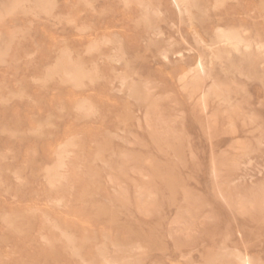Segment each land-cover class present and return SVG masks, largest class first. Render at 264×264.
<instances>
[{"label": "rangeland", "instance_id": "rangeland-1", "mask_svg": "<svg viewBox=\"0 0 264 264\" xmlns=\"http://www.w3.org/2000/svg\"><path fill=\"white\" fill-rule=\"evenodd\" d=\"M263 62L264 0H0V264H264Z\"/></svg>", "mask_w": 264, "mask_h": 264}, {"label": "bare ground", "instance_id": "bare-ground-1", "mask_svg": "<svg viewBox=\"0 0 264 264\" xmlns=\"http://www.w3.org/2000/svg\"><path fill=\"white\" fill-rule=\"evenodd\" d=\"M174 1V4L176 5V7H177V9H182L183 7H185V8H187L191 3H192V1H194V0H173ZM171 4H173V3H171ZM205 8V7H204ZM77 10V9H76ZM145 12V11H144ZM180 12H182V11H180ZM204 13V12H203ZM214 14V13H213ZM156 15V14H155ZM182 15H184L183 13H182ZM228 16V15H227ZM230 16V15H229ZM184 17H185V15H184ZM208 18H209V16H208ZM212 18V17H211ZM223 18V17H222ZM221 18V19H222ZM196 19V18H195ZM209 20V19H208ZM212 20V19H211ZM196 21V20H195ZM218 23H219V21H218ZM191 25V24H190ZM201 26V25H200ZM234 27V26H233ZM158 28V27H157ZM237 28V27H236ZM239 28V27H238ZM216 30H217V28H216ZM168 32V31H167ZM214 33H215V31H214ZM213 33V34H214ZM216 34V33H215ZM250 35V34H249ZM249 35H247V36H249ZM255 35V34H254ZM23 36V35H22ZM213 36V35H212ZM246 36V37H247ZM21 37V36H20ZM182 37V36H181ZM217 37H218V41L219 42H222V43H225V44H227V45H230V46H232V47H234L235 49H239L242 45H244L246 48H250L251 47V42L250 41H248V40H246L245 39V37H243V35L241 34V32L239 31V29L238 30H236V29H231V28H228V29H223V28H218V30H217ZM255 38V37H254ZM216 39V38H215ZM260 39V38H259ZM184 40V39H183ZM210 40H211V37H210ZM250 40H251V38H250ZM262 40V39H261ZM107 42V41H106ZM109 42V41H108ZM107 42V43H108ZM186 42V41H185ZM260 42V41H259ZM177 43V42H176ZM216 43H217V40H216ZM215 43V44H216ZM254 44H255V42H254ZM210 45V44H209ZM213 45V44H212ZM256 45V44H255ZM211 47V46H210ZM244 47V48H245ZM218 48H220V46L218 47ZM223 50V48H220L219 50ZM229 49V48H228ZM217 50V49H216ZM218 50V51H219ZM255 52H257V49L255 48ZM192 51V50H191ZM211 51V50H210ZM224 51V50H223ZM212 52V51H211ZM229 52H231V50L229 51ZM233 52V51H232ZM247 52V51H246ZM254 52V53H255ZM182 53V52H181ZM226 53V52H225ZM227 53H228V51H227ZM226 53V55H227V60H229V59H231V58H229L230 56H228L229 54H227ZM217 54V53H216ZM222 54V53H221ZM236 55H237V53H235ZM259 54V53H258ZM215 55V54H214ZM217 56V55H216ZM219 56L221 57V55H218L217 56V59L219 58ZM233 56H234V54H233ZM248 56H250V55H248ZM72 57V56H71ZM199 57V56H198ZM240 57V56H239ZM244 57V56H243ZM122 58V57H121ZM125 58H127V57H125ZM209 58H210V56H209ZM215 58V57H214ZM213 58V59H214ZM245 58V57H244ZM243 58V59H244ZM128 59V58H127ZM216 59V58H215ZM214 59V60H215ZM220 59V58H219ZM218 59V61H222V60H219ZM243 59H241V60H243ZM232 60V59H231ZM112 61V60H111ZM217 61V60H216ZM230 61V60H229ZM238 61V60H237ZM205 60L203 61L202 59H200L199 61H198V63H197V65H196V69H191L190 71H192L193 72V75H192V81H191V88H193V92H194V94L195 93H198V92H201V97H200V101H199V104H201L204 108H207L208 107V98L210 97V96H216V97H220V98H223V99H227V97L229 96V86H228V84H224V83H222V82H220V81H216V80H214V81H212L213 83H212V85L211 86H209L207 89H206V87H205V84H204V81H205V79L206 78H209L210 76H211V73H210V71L208 70V68L205 66V64L207 63V62H205ZM228 62V61H227ZM232 62V61H231ZM246 62V61H245ZM220 63V62H219ZM223 63V62H222ZM225 63V62H224ZM68 64V63H67ZM73 64V63H72ZM210 64V63H209ZM221 64V63H220ZM232 64V63H231ZM242 64V63H241ZM263 64H264V62H263ZM222 65V64H221ZM243 65V64H242ZM245 65V64H244ZM62 66H64V65H62ZM216 66V65H215ZM231 66V65H230ZM246 66V65H245ZM64 68V67H63ZM72 68H74V67H72ZM235 69V68H234ZM262 69V68H261ZM53 71V70H52ZM177 71V70H176ZM155 72H157V71H155ZM162 72V71H161ZM165 72V71H164ZM211 72H213V71H211ZM220 73H221V71H219ZM230 73L232 72V71H229ZM234 72V71H233ZM68 73V75H69V79H80V77L82 78V76H83V73H81L80 72V69L79 68H75V69H73L72 71H68L67 72ZM236 73V72H235ZM239 73V72H238ZM237 73V74H238ZM161 74V73H160ZM163 74H165V73H163ZM232 74V73H231ZM220 75V74H219ZM228 75V74H227ZM235 75V74H234ZM240 76V75H239ZM146 77V76H145ZM213 77V76H212ZM231 77V76H230ZM244 77V76H243ZM242 78V77H241ZM210 79V78H209ZM234 79V78H233ZM247 80V79H246ZM206 83V82H205ZM189 85V84H188ZM234 85V84H233ZM237 85V84H236ZM187 86V85H186ZM190 86V85H189ZM182 87V86H181ZM188 87V86H187ZM144 89V88H143ZM241 89V88H240ZM146 90V89H145ZM239 91V90H238ZM241 91V90H240ZM152 95V94H151ZM190 96V95H189ZM196 96V95H195ZM150 97V96H149ZM187 97V96H186ZM215 97V98H216ZM252 97V96H251ZM188 98V97H187ZM190 98V97H189ZM167 101V100H166ZM220 101V100H219ZM232 101V100H231ZM212 102V101H211ZM164 103H165V101H164ZM170 103V102H169ZM244 103V102H243ZM212 104V103H211ZM222 104V103H221ZM146 105V104H145ZM153 105V104H152ZM164 104H162V105H160V107L162 108V106H163ZM220 105V104H219ZM223 105V104H222ZM232 105V104H231ZM230 105V106H231ZM224 106V105H223ZM232 106H234V105H232ZM249 106V105H248ZM212 108V107H211ZM235 108H239V107H236L235 106ZM169 109V108H168ZM203 109V108H202ZM224 109V108H223ZM160 109H158V111H159ZM164 110H166V109H164ZM212 110V109H211ZM168 111V110H167ZM220 111V110H219ZM232 111V110H231ZM171 112V111H170ZM164 113V112H163ZM166 113V112H165ZM232 114H233V112H232ZM242 114H244V113H242ZM246 114V113H245ZM256 114V113H255ZM145 115V114H144ZM163 115V114H162ZM165 115V114H164ZM210 115V114H209ZM253 115V114H252ZM231 116V115H230ZM144 117V116H143ZM180 117V116H179ZM246 117V116H245ZM250 117V116H249ZM172 118H174V117H172ZM239 118V117H238ZM210 119V118H209ZM213 119V118H212ZM227 119V118H226ZM237 119V118H236ZM184 120H186V119H184ZM224 120V119H223ZM245 120V119H244ZM249 120V119H248ZM261 120V119H260ZM156 121V120H155ZM154 121V122H155ZM215 121V120H214ZM227 121V120H226ZM231 121V120H230ZM251 121V120H250ZM144 122H146V121H144ZM153 121H151V123H152ZM173 122V121H172ZM179 122V121H178ZM210 122H211V119H210ZM218 122V121H217ZM229 122V121H228ZM156 123V122H155ZM161 122H159V124H160ZM247 123V122H246ZM256 123V122H255ZM158 124V123H157ZM162 124V123H161ZM229 124V123H228ZM242 124V123H241ZM156 125V124H155ZM155 125H151V126H153V129H154V127H155ZM166 125V124H165ZM164 125V126H165ZM256 125H257V123H256ZM160 126V125H159ZM158 126V127H159ZM199 127H200V125H198ZM223 128V127H222ZM227 128V127H226ZM261 128V127H260ZM159 129H160V127H159ZM225 129V128H224ZM163 132V131H162ZM183 132V131H182ZM185 132V131H184ZM161 133V132H160ZM203 135V134H202ZM255 140V139H254ZM260 140V139H259ZM238 141H240V139L238 140ZM237 141V142H238ZM242 141V140H241ZM244 141V140H243ZM151 142H152V140H151ZM172 142V141H171ZM240 143V142H239ZM242 144H243V142H241ZM240 143V144H241ZM170 144V143H169ZM177 144H179L178 142H177ZM210 144V143H209ZM239 144V145H240ZM236 145H238V144H236ZM63 146V145H62ZM156 146V145H155ZM229 146V145H228ZM243 147L244 146H246L245 144H243L242 145ZM156 148V147H155ZM245 148V147H244ZM167 149H168V147H167ZM173 149H175V148H173ZM239 149V148H238ZM233 150V149H232ZM237 150V149H236ZM239 150H241V149H239ZM238 150V151H239ZM155 151V150H154ZM237 151V152H238ZM159 152V151H158ZM228 152V151H227ZM234 152V151H233ZM173 153V152H172ZM183 153V152H182ZM230 153V152H229ZM144 156H146V155H144ZM151 157V156H150ZM177 157V156H176ZM191 157V156H190ZM126 158H129V157H126ZM250 158V157H249ZM58 159V158H57ZM139 159V158H138ZM137 159V157H136V160H138ZM140 159H142V158H140ZM140 159L138 160V162H140ZM149 159H151V158H148V161H149ZM61 160V159H60ZM123 160V159H122ZM127 160V159H126ZM134 160V159H133ZM145 160V159H144ZM143 160V161H144ZM147 160V159H146ZM182 160V159H181ZM191 160V159H190ZM128 161H129V159H128ZM131 162H133L132 160H130ZM163 161V160H162ZM14 162V161H13ZM31 162V161H30ZM136 162V164L138 165V162L137 161H135ZM147 162V161H146ZM146 162H143V163H146ZM153 162V160L151 159V162L149 163V164H151ZM29 163V162H28ZM127 162L125 161V164H126ZM134 163V162H133ZM142 163V162H141ZM59 164H61V163H59ZM71 164V163H70ZM128 165H130V164H128ZM133 166H136V165H133ZM140 166V165H139ZM26 167V166H25ZM59 167H60V165H59ZM64 167V166H63ZM151 168V167H150ZM154 168V167H153ZM152 168V169H153ZM211 168V167H210ZM17 169V168H16ZM31 169H33V168H31ZM61 169V168H60ZM155 169V168H154ZM153 169V170H154ZM183 169V168H182ZM13 170V169H12ZM29 170H30V168H29ZM5 171V170H4ZM18 171V170H17ZM150 171V170H149ZM219 171V170H218ZM217 171V172H218ZM1 172H3V171H1ZM13 172V171H12ZM31 172V171H30ZM154 172V171H153ZM156 172V171H155ZM154 172V173H155ZM162 172V171H161ZM224 172V171H223ZM157 173H159L160 174V172H157ZM228 173V172H227ZM240 173V172H239ZM179 174V173H178ZM210 174H211V172H210ZM221 174V173H220ZM28 175V174H27ZM34 175V174H33ZM38 175V174H37ZM44 175V174H43ZM150 175V174H149ZM156 175V174H155ZM155 175H154V177H155ZM158 175V174H157ZM219 175V174H218ZM6 176H7V173H6ZM5 176V177H6ZM151 176H152V174H151ZM4 177V176H3ZM129 177H131V176H129ZM128 177V178H129ZM153 177V176H152ZM153 177V178H154ZM187 177V176H186ZM234 177V176H233ZM15 177H13V179H14ZM42 178V177H41ZM167 178V177H166ZM10 179V178H9ZM226 179V178H225ZM231 179V178H230ZM6 180V179H5ZM11 180V179H10ZM29 180V182H30V179H28ZM152 180V179H151ZM151 180H150V186H151V184L153 183V182H151ZM154 180V179H153ZM221 180V179H220ZM237 180V179H236ZM244 180V179H243ZM96 182L98 181V180H95ZM145 181V180H144ZM222 181V180H221ZM223 181H225V180H223ZM143 182V181H142ZM146 182V181H145ZM160 182V181H159ZM234 182V181H233ZM247 182V181H246ZM11 183H13V182H11ZM133 183V182H132ZM136 183H137V180H136ZM138 183H140V181L138 182ZM147 183V182H146ZM157 183V182H156ZM161 183V182H160ZM165 183V182H164ZM212 183V182H211ZM14 184V183H13ZM31 184V183H30ZM47 184V183H46ZM116 184V183H115ZM140 184H142V183H140ZM140 184H139V186H140ZM149 184V183H148ZM228 184V183H227ZM9 185H11V184H9ZM8 185V186H9ZM34 185V184H33ZM154 185V184H153ZM7 186V187H8ZM14 186H15V184H14ZM13 186V187H14ZM48 186V188H49V185H47ZM165 186H166V183H165ZM223 186V185H222ZM6 187V188H7ZM23 187V186H22ZM21 187V188H22ZM124 187V186H123ZM126 187V186H125ZM134 187V186H133ZM223 187H225V186H223ZM230 187H231V185H230ZM1 188V187H0ZM5 188V187H4ZM20 188V187H19ZM25 188V187H24ZM44 188V187H43ZM121 188V187H120ZM129 188V187H128ZM135 188V187H134ZM148 188V187H147ZM214 188V187H213ZM14 189V188H13ZM152 189H154V188H152ZM168 189V188H167ZM5 190V189H4ZM23 189H21V191H22ZM182 190V189H181ZM222 190V189H221ZM223 190H224V188H223ZM229 190V189H228ZM231 190V189H230ZM253 190H255V189H253ZM2 191V190H1ZM24 191V190H23ZM57 191V190H56ZM141 194L142 193H147L148 194V192L149 191H145L144 189H142V188H140L139 190H138ZM256 191V190H255ZM4 192V191H3ZM37 192V191H36ZM124 192V191H123ZM220 193L222 192V191H219ZM226 193H228L227 191H225ZM232 192V191H231ZM137 193V192H136ZM182 193V192H181ZM230 193V192H229ZM236 193V192H235ZM255 193V192H254ZM23 194V193H22ZM27 194V193H26ZM25 194V195H26ZM167 194H168V192H167ZM222 194V193H221ZM225 193H223V195H224ZM17 195V194H16ZM47 195V194H46ZM151 195V194H150ZM183 195H184V193H183ZM226 195H229V194H226ZM226 195H225V197H226ZM232 195V194H231ZM238 195V194H237ZM241 195V194H240ZM24 196V195H23ZM130 196V195H129ZM135 196V195H134ZM148 196V195H147ZM146 196V197H147ZM221 196V195H220ZM236 196V195H235ZM260 196V195H259ZM150 197V196H149ZM223 197V196H222ZM224 197V198H225ZM228 197V196H227ZM232 197V196H231ZM12 198V197H11ZM180 198V197H179ZM182 198H184V197H182ZM229 198V197H228ZM234 198V197H233ZM150 199V198H149ZM148 199V200H149ZM237 199V198H236ZM256 199V197L255 198H247V197H244V196H240L239 197V199H238V203H240L241 204V206H239V207H241V208H244V206H245V204L246 203H248V202H252L253 203V201H256V202H258V200H260V198L258 199V200H255ZM262 199H264V197L262 198ZM229 200V199H228ZM231 200V199H230ZM229 200V201H230ZM234 200V199H233ZM154 201H156V200H154ZM225 201H226V199H225ZM235 202V201H234ZM141 204V203H140ZM206 204V203H205ZM204 204V205H205ZM150 205V204H149ZM148 205V207H150V206H153L152 204L149 206ZM208 205V204H207ZM249 205V204H248ZM253 205H255V204H253ZM260 205V204H259ZM238 207V208H239ZM252 207V206H251ZM258 207V206H257ZM151 208V207H150ZM168 208V207H167ZM189 208V207H188ZM254 208V207H253ZM148 209V208H147ZM261 209V208H260ZM243 210V209H242ZM246 210V209H245ZM136 211V210H135ZM144 211V210H143ZM146 211V210H145ZM178 211V210H177ZM189 211V210H188ZM191 211V210H190ZM203 212V211H202ZM187 213V212H186ZM176 214H177V212H176ZM182 214V213H181ZM193 214V213H192ZM143 215V214H142ZM178 215V214H177ZM151 216V215H150ZM175 216V215H174ZM153 217H154V215H153ZM153 217H151V218H153ZM155 217H156V215H155ZM159 217V216H158ZM184 217V216H183ZM16 218V217H15ZM32 218V217H31ZM157 218V217H156ZM193 218V217H192ZM1 219V218H0ZM209 219V218H208ZM23 220V219H22ZM176 220H177V218H176ZM179 220V219H178ZM178 220H177V222H178ZM205 220H206V218H205ZM14 221V220H13ZM174 221V220H173ZM207 221V220H206ZM34 222V221H33ZM28 223V222H27ZM187 223H188V221H187ZM5 224V223H4ZM171 224H173V223H171ZM20 225V224H19ZM30 225V224H29ZM28 225V226H29ZM187 225V224H186ZM189 225V224H188ZM194 225V224H193ZM185 226V225H184ZM190 226V225H189ZM195 226V225H194ZM198 226V225H197ZM196 228V227H195ZM33 229V228H32ZM12 230V229H11ZM28 230V229H27ZM26 231V230H25ZM193 231H195V230H193ZM186 233V232H185ZM198 233V232H197ZM168 234V233H167ZM180 234H182V232L180 233ZM189 234V233H188ZM208 234V233H207ZM62 235V234H61ZM179 236H181V235H179ZM189 236V235H188ZM41 237V236H40ZM191 237V236H190ZM193 237V236H192ZM4 238V237H3ZM183 238H185V237H183ZM186 239V238H185ZM190 241V240H189ZM36 245V244H35ZM166 245V244H165ZM7 246V245H6ZM67 247H68V245H67ZM140 248H142V247H140ZM145 248V247H144ZM17 249V248H16ZM129 249V248H128ZM175 249V248H174ZM138 250H139V248H138ZM137 251V250H136ZM135 251V252H136ZM64 252V251H63ZM234 252V251H233ZM138 254H140V251L139 252H137ZM142 253V252H141ZM147 253V252H146ZM194 253V252H193ZM135 254V253H134ZM137 254V255H138ZM141 256V255H140ZM139 256V257H140ZM143 257H144V255H142ZM167 256V255H166ZM235 256H236V258H237V260L239 261V264H255L254 263V261H253V257H251L249 254H247V253H242V252H237L236 254H235ZM137 257V256H136ZM142 257V258H143ZM184 259V258H183ZM139 260V259H138ZM143 260V259H142ZM52 261V260H51ZM140 262H142L141 261V257H140Z\"/></svg>", "mask_w": 264, "mask_h": 264}]
</instances>
